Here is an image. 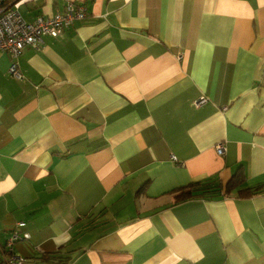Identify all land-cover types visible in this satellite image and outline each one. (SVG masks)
Masks as SVG:
<instances>
[{"label":"crops","instance_id":"0c3cea01","mask_svg":"<svg viewBox=\"0 0 264 264\" xmlns=\"http://www.w3.org/2000/svg\"><path fill=\"white\" fill-rule=\"evenodd\" d=\"M72 2L21 80L0 52V264L18 221L25 264H264V2ZM237 170L251 194L177 201Z\"/></svg>","mask_w":264,"mask_h":264},{"label":"built area","instance_id":"2783aa9c","mask_svg":"<svg viewBox=\"0 0 264 264\" xmlns=\"http://www.w3.org/2000/svg\"><path fill=\"white\" fill-rule=\"evenodd\" d=\"M63 11H57L51 15H37L32 20L26 21L13 6L12 0H0V52H5L10 57L8 74L18 80L23 78L18 69L17 56L25 47L38 48L41 44V37L49 35L59 37L70 27L74 19H81L85 16V7L82 4L75 5L72 0H64ZM206 101L204 96L194 100L198 106ZM216 152L222 154L224 145L219 143L215 146ZM25 222L18 221L10 231L6 240L5 248L9 255L5 258L4 264H25V258L12 251L13 244L28 237L26 232L20 231Z\"/></svg>","mask_w":264,"mask_h":264},{"label":"trees","instance_id":"16d2710c","mask_svg":"<svg viewBox=\"0 0 264 264\" xmlns=\"http://www.w3.org/2000/svg\"><path fill=\"white\" fill-rule=\"evenodd\" d=\"M242 173L237 170L234 175L231 176V178L225 183L224 186H221L217 184L216 186H205L204 184H199V182H194L192 183L189 188H182L180 189V192L178 193L177 201H182L190 196H193L195 194H202V195H209V194H214L216 192H222L223 194H234L236 193L237 195L240 196H245L248 194H251L253 191L248 188L242 186L244 179L242 178Z\"/></svg>","mask_w":264,"mask_h":264},{"label":"clouds","instance_id":"9594fccd","mask_svg":"<svg viewBox=\"0 0 264 264\" xmlns=\"http://www.w3.org/2000/svg\"><path fill=\"white\" fill-rule=\"evenodd\" d=\"M262 2H264V0H262Z\"/></svg>","mask_w":264,"mask_h":264}]
</instances>
